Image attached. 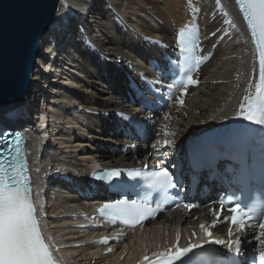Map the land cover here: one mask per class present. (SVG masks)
I'll return each instance as SVG.
<instances>
[{"label":"bare ground","instance_id":"bare-ground-1","mask_svg":"<svg viewBox=\"0 0 264 264\" xmlns=\"http://www.w3.org/2000/svg\"><path fill=\"white\" fill-rule=\"evenodd\" d=\"M163 1L166 11L160 0H61L39 42L27 92V100L34 94L33 99L29 107L26 101L19 110L23 117L32 116L25 123L31 124L35 177L44 182L40 188L48 191L42 205L47 232L57 242L55 247L75 264H113L114 260L131 264L151 251L154 243L170 240L177 226L180 234L188 232L192 242V233L212 231L230 253L235 251L229 250V240L241 239V255L256 242L250 229L230 228L224 213L216 219L215 207L173 211L131 234L116 230L92 212V204L101 200L87 192L95 166H161L179 155L186 139L232 120L247 93L253 50L234 0H220L219 6L216 0H190L195 10L180 0L178 14L170 10V0ZM154 15L162 16V22ZM182 31L189 45L183 54ZM185 56L192 58L193 65L199 60L192 70L199 83L188 85L182 96L179 86L171 90L168 86L175 84ZM133 86L143 97L134 95ZM166 98L171 100L169 105L163 104ZM147 104L154 113L145 111ZM128 117L154 125L153 141L137 147L117 135ZM0 119L5 116L0 114ZM65 178L71 184H63Z\"/></svg>","mask_w":264,"mask_h":264},{"label":"snow or ice","instance_id":"snow-or-ice-1","mask_svg":"<svg viewBox=\"0 0 264 264\" xmlns=\"http://www.w3.org/2000/svg\"><path fill=\"white\" fill-rule=\"evenodd\" d=\"M236 3L247 22L259 58V82L255 85V95L245 97L247 108L246 111L241 112V115L258 125H264V0H236ZM216 4L219 6L220 0H216ZM227 23L231 25V21ZM180 37V52L183 54L189 51L188 38L183 31ZM198 66V59L193 65L192 58L185 56L180 71L186 77V83L178 80L174 85H169V89L179 86L183 96L188 85H197L198 80L193 79L190 73L193 67ZM177 100L181 105L184 104L182 98L178 97ZM240 107L244 109L245 105L241 104ZM165 135H174V133L166 132ZM20 144L21 139L16 136L14 141L8 142L6 148H0V264H56L38 225L36 209L30 197L27 165L23 160ZM128 174L133 175L132 172ZM120 175V169H108L98 174L96 179L111 181ZM135 175L140 173L136 172ZM149 180L153 188L164 190L173 186L172 174L167 168L152 171L149 174ZM222 204L223 201H221ZM184 207L190 209L193 205L185 204ZM160 210V205L153 208L146 201L119 199L105 203L100 212L101 215L107 212L112 218L122 219L126 224L131 221L139 224ZM228 211L232 215L227 216L226 219L238 231L244 232L250 229L255 233V240L260 245L259 264H264V202L248 209L237 203ZM257 216L260 217L259 222L252 223ZM200 227L205 228L203 224ZM205 235L211 237L212 233L205 229ZM232 235L233 232L230 229L229 236ZM208 242L217 245L225 244V241L221 239ZM227 246L230 251L238 253L241 249V239L229 240ZM201 247L199 242H189L186 247L181 248L179 237H177L175 250L170 249L168 252L155 254L159 258L152 260L151 264H175V261L180 260L181 257H186L183 264H197L194 259L196 254L189 256V253ZM144 260L148 261L149 257L145 256Z\"/></svg>","mask_w":264,"mask_h":264},{"label":"water","instance_id":"water-1","mask_svg":"<svg viewBox=\"0 0 264 264\" xmlns=\"http://www.w3.org/2000/svg\"><path fill=\"white\" fill-rule=\"evenodd\" d=\"M61 0H0V113L25 103L39 42Z\"/></svg>","mask_w":264,"mask_h":264},{"label":"rangeland","instance_id":"rangeland-1","mask_svg":"<svg viewBox=\"0 0 264 264\" xmlns=\"http://www.w3.org/2000/svg\"><path fill=\"white\" fill-rule=\"evenodd\" d=\"M161 2H159V4L161 5V7H163V11H166L167 10V4H165V2L163 1V0H160ZM180 5H181V1L180 0H170V3H169V7H170V10L174 13V14H178V13H180L181 12V7H180ZM65 11L66 12H68V10L67 9H65ZM167 13V12H166ZM183 13V12H182ZM157 17H158V19H157ZM156 19V21L157 22H162V19H159V18H162V16L160 17L159 15H154V17H153V19ZM198 18V16L196 15V19ZM75 22L77 23V21L75 20ZM155 25H160V24H158V23H156ZM75 26V30H76V26H77V24H75L74 25ZM158 49H160V47H158ZM145 79L144 78H141V82H143ZM108 84V83H107ZM134 87L135 86H133V90L132 91H134ZM134 95L136 94L137 95V91L135 90L134 92ZM143 94V93H142ZM170 102H171V100H170ZM149 105H147L146 106V109H147V107H148ZM150 107V106H149ZM150 111H151V109H149ZM159 115H161V114H159ZM27 116H29V115H27ZM32 117V116H31ZM28 118V119H31L32 120V118ZM46 140H45V144H46ZM48 144H50V142L49 143H47V145ZM177 229H179V227H177L175 230H177Z\"/></svg>","mask_w":264,"mask_h":264}]
</instances>
